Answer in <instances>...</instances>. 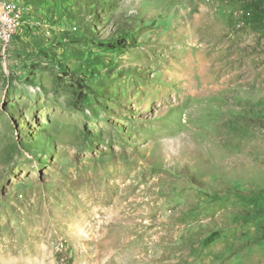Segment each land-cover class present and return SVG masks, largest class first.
Returning a JSON list of instances; mask_svg holds the SVG:
<instances>
[{
  "label": "rangeland",
  "instance_id": "obj_1",
  "mask_svg": "<svg viewBox=\"0 0 264 264\" xmlns=\"http://www.w3.org/2000/svg\"><path fill=\"white\" fill-rule=\"evenodd\" d=\"M2 6L0 264H264V0Z\"/></svg>",
  "mask_w": 264,
  "mask_h": 264
},
{
  "label": "built area",
  "instance_id": "obj_2",
  "mask_svg": "<svg viewBox=\"0 0 264 264\" xmlns=\"http://www.w3.org/2000/svg\"><path fill=\"white\" fill-rule=\"evenodd\" d=\"M0 10H3V12H8L4 6L0 7ZM0 21L2 22V31L5 33V39L9 41L12 37V32L14 31V25L6 26V19H1Z\"/></svg>",
  "mask_w": 264,
  "mask_h": 264
},
{
  "label": "bare ground",
  "instance_id": "obj_3",
  "mask_svg": "<svg viewBox=\"0 0 264 264\" xmlns=\"http://www.w3.org/2000/svg\"><path fill=\"white\" fill-rule=\"evenodd\" d=\"M103 220H104V219H103ZM96 222H97V221H96ZM118 222H119V221H118ZM109 224H110V223H109ZM93 225H94V224H93ZM3 240H4V239H3ZM1 245H2V244H1ZM0 247H2V246H0ZM3 248H4V247H3ZM8 248H9V247H8ZM8 248H7V249H8ZM1 250H2V249H1ZM40 250H41V248H40ZM40 254L43 255L41 251H40ZM41 255H40V256H41ZM19 258H21V257H19Z\"/></svg>",
  "mask_w": 264,
  "mask_h": 264
}]
</instances>
